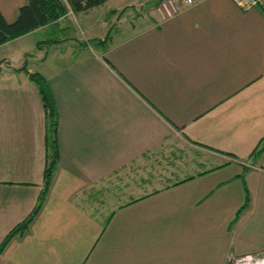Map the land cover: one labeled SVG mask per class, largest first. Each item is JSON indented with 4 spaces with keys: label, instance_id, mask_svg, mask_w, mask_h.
I'll use <instances>...</instances> for the list:
<instances>
[{
    "label": "crops",
    "instance_id": "1",
    "mask_svg": "<svg viewBox=\"0 0 264 264\" xmlns=\"http://www.w3.org/2000/svg\"><path fill=\"white\" fill-rule=\"evenodd\" d=\"M26 1L0 0L5 21ZM160 1L78 12L103 8L78 39L61 35L67 5L0 45V244L43 185L29 74L55 102L59 152L0 264H264V11L177 0L166 17Z\"/></svg>",
    "mask_w": 264,
    "mask_h": 264
},
{
    "label": "trees",
    "instance_id": "2",
    "mask_svg": "<svg viewBox=\"0 0 264 264\" xmlns=\"http://www.w3.org/2000/svg\"><path fill=\"white\" fill-rule=\"evenodd\" d=\"M105 1L107 0H66V4H64L62 0H27L26 4L19 8L17 18L12 23L6 22L0 13V45L16 37L24 35L37 27L46 25L52 21H56L67 13L68 9L66 5L70 7L72 12L78 13L81 11H86L92 7L99 6ZM29 78L33 80L38 86L41 101L45 109L47 123L45 135L46 154L45 166L43 170V185L37 203L33 207L32 211L22 222L17 224L9 232V234L0 244V251L12 236L25 231L32 218L39 210L49 188L52 175L59 158L56 136L57 109L55 102L44 77L37 73H33L29 74ZM260 146L261 148L264 146V137L259 141L255 150Z\"/></svg>",
    "mask_w": 264,
    "mask_h": 264
},
{
    "label": "rangeland",
    "instance_id": "3",
    "mask_svg": "<svg viewBox=\"0 0 264 264\" xmlns=\"http://www.w3.org/2000/svg\"><path fill=\"white\" fill-rule=\"evenodd\" d=\"M62 1L64 2V4H66V0H62ZM67 9L69 10L68 6H67ZM102 11H103V8H96V9H94V11H91L87 16L82 15L83 16L82 19H80L81 15H78V13H76V12L72 13V14L70 13L69 17L64 21V24L66 25L67 28L63 31V34H61V35H65V36H69V37H76L77 39L82 37L81 33H80V27H81V29H83V27L85 28L86 26L93 24V20L96 18V15L98 13H102ZM86 21H89V22H86ZM117 25H119V24H117L113 20L107 30H104V29L101 30V35L104 37L108 31L109 32L111 31L109 34V35H111L113 33V30L116 28ZM55 35L57 37V34H55V33L52 35V37Z\"/></svg>",
    "mask_w": 264,
    "mask_h": 264
},
{
    "label": "built area",
    "instance_id": "4",
    "mask_svg": "<svg viewBox=\"0 0 264 264\" xmlns=\"http://www.w3.org/2000/svg\"><path fill=\"white\" fill-rule=\"evenodd\" d=\"M233 3L242 10H249L254 7H260L264 11V0H232ZM185 3L191 4L193 0H184ZM177 0H161L157 5V10L162 16H170L178 9ZM240 261L236 260V263ZM241 263V262H240Z\"/></svg>",
    "mask_w": 264,
    "mask_h": 264
}]
</instances>
